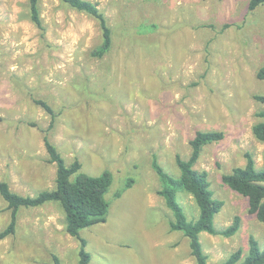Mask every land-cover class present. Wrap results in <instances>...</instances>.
Instances as JSON below:
<instances>
[{"label": "rangeland", "instance_id": "1", "mask_svg": "<svg viewBox=\"0 0 264 264\" xmlns=\"http://www.w3.org/2000/svg\"><path fill=\"white\" fill-rule=\"evenodd\" d=\"M98 5L113 33L112 50L102 59L91 52L101 43L95 19L63 0H41L44 31L32 22L29 0H0V180L21 195L56 186L43 137L49 132L67 165L76 159L82 173L113 175L107 194V221L81 230L90 264H196L189 239L171 231L173 213L158 195L156 156L178 178L176 156H191L199 131L225 137L205 146L195 166L209 175L215 216L223 230L236 217L229 238L200 234L207 264H219L254 237L264 248V224L248 200L222 177L244 167L251 153L263 168L264 143L252 127L264 118V5L250 0H89ZM134 184L121 197L114 193ZM178 200L189 220L199 216L191 195ZM10 210L0 195V232ZM79 241L67 234L59 205L21 208L16 233L0 240V264H78Z\"/></svg>", "mask_w": 264, "mask_h": 264}, {"label": "trees", "instance_id": "2", "mask_svg": "<svg viewBox=\"0 0 264 264\" xmlns=\"http://www.w3.org/2000/svg\"><path fill=\"white\" fill-rule=\"evenodd\" d=\"M41 0H29L30 17L32 22L41 31H44L40 13ZM71 8L83 12L95 19L101 30V43L91 52L94 58H104L113 47V33L105 14L98 5L89 0H63ZM264 5V0H250L249 10L254 11ZM256 77L264 81V67L260 68ZM255 99L264 104V96L257 95ZM35 103L45 110L50 116L51 123L45 131L43 142L49 155V162L55 164L56 186L51 190H44L34 196L21 195L14 192L8 182L0 180V195L7 202L10 210V222L0 232V240L16 233L18 214L21 208H37L48 203L59 205L65 214V229L67 234L76 238L80 243L78 264H90L91 255L86 250L87 241L81 237L83 229L90 228L107 221L111 201L107 198L109 189L113 183V175L109 171L99 176H90L82 173V164L76 159L71 165H67L57 146L50 140L49 132L54 129L57 114L50 104L44 100H35ZM264 118V112L258 114ZM254 137L264 143V121L256 123L252 127ZM225 137L221 131H199L190 141L191 156L183 159L176 156V164L180 169V176L175 178L168 174L153 157L152 167L160 181L158 195L165 200L168 209L173 213L174 220L170 223L171 231L182 232L190 243V249L196 264H207L208 256L203 250L200 234L208 233L220 235L226 238L234 236L240 228V218L236 217L232 224L223 230L215 228V216L222 210L224 202L214 199L210 188L209 175L206 171H198L195 166L205 146L219 142ZM246 164L237 167L230 174L222 177L223 183L230 189L242 195L248 200L250 213L264 224V157L263 168L258 169L253 155L245 154ZM134 184L133 179H128L126 185L114 193L113 198H119L123 192ZM180 192L191 195L196 203L199 216L189 220L178 200ZM241 250L234 252L227 260L219 264H264V248L258 241L251 237L249 240V254L242 260Z\"/></svg>", "mask_w": 264, "mask_h": 264}]
</instances>
